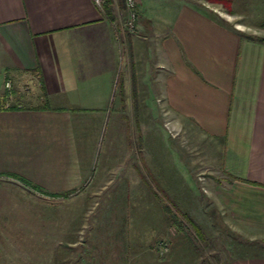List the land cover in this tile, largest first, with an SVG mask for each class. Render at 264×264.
Returning <instances> with one entry per match:
<instances>
[{"label":"crops","instance_id":"obj_1","mask_svg":"<svg viewBox=\"0 0 264 264\" xmlns=\"http://www.w3.org/2000/svg\"><path fill=\"white\" fill-rule=\"evenodd\" d=\"M227 5L229 20L143 0L136 32L122 34L93 0H0V178L57 196L144 188V173L183 210L193 151L225 179L209 187L226 220L264 235V0ZM165 119L190 151H172ZM114 229L88 231L81 261L101 260L107 243L117 251Z\"/></svg>","mask_w":264,"mask_h":264},{"label":"rangeland","instance_id":"obj_2","mask_svg":"<svg viewBox=\"0 0 264 264\" xmlns=\"http://www.w3.org/2000/svg\"><path fill=\"white\" fill-rule=\"evenodd\" d=\"M142 1L135 0L137 21ZM148 3H180L230 18L226 14L227 0H148ZM111 4L116 21H123L126 17L123 0H111ZM161 127L171 136L174 153L190 151L188 141L172 122L165 119ZM190 157V167L194 169L187 178L190 188L185 194L186 208L180 210L178 205L174 206L196 223L202 237L196 236L189 225L187 236L169 225L160 202V198L167 196L155 183H147L144 173L140 174L144 177V188H137L129 179L119 181L115 191L112 188L87 189L85 193L70 191L65 192L69 193L66 197L61 196L64 193L53 197L37 190L17 188L11 181L0 178V183H4L0 188V264H88L81 261L88 254L87 247L86 253L81 250L82 245L88 244V231L92 234L114 228L118 229V250L104 244L100 248L104 257L101 255V260L94 264H227L232 259L264 255V235L248 229L246 232L241 225L228 222L216 207L217 200L210 194L209 186L225 185L222 175H210L199 165L195 166L193 151ZM99 159L97 156V166ZM109 194L118 197V204L97 202L98 197ZM88 196L91 202L83 203ZM151 197L154 205L149 202ZM173 200L178 202L176 198ZM167 201L170 200H163ZM110 208L118 209L117 221L106 219L104 213ZM244 233L252 235L244 236ZM75 245L81 246L78 252L72 250Z\"/></svg>","mask_w":264,"mask_h":264},{"label":"trees","instance_id":"obj_3","mask_svg":"<svg viewBox=\"0 0 264 264\" xmlns=\"http://www.w3.org/2000/svg\"><path fill=\"white\" fill-rule=\"evenodd\" d=\"M218 1H222V0H218ZM111 0H105L104 1V5L102 6V10L105 12V14L112 19L113 16V8L111 6ZM262 42H264V39L261 40ZM69 193H64L61 196L66 197ZM54 197V196H53ZM167 200V197H165ZM165 198L163 197L160 198V202H161V206L163 207V212L165 215L168 216V222L169 225L177 232L180 234H184L187 236V231H188V227L187 225H189L191 227V229L195 232L196 236H200L202 237V235H200V230L198 228V226L196 225V223L187 215L182 214L179 209L177 207H175L170 201H167L166 203L163 202V200L165 201ZM256 256H262V255H254V257Z\"/></svg>","mask_w":264,"mask_h":264},{"label":"built area","instance_id":"obj_4","mask_svg":"<svg viewBox=\"0 0 264 264\" xmlns=\"http://www.w3.org/2000/svg\"><path fill=\"white\" fill-rule=\"evenodd\" d=\"M94 4L98 7H102L104 0H93ZM124 8L126 11V17L123 21L119 20V27L122 34L130 33L133 34L136 32L137 27V14H136V2L135 0H123ZM5 89H10V83L6 82L4 85Z\"/></svg>","mask_w":264,"mask_h":264}]
</instances>
